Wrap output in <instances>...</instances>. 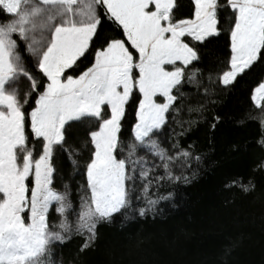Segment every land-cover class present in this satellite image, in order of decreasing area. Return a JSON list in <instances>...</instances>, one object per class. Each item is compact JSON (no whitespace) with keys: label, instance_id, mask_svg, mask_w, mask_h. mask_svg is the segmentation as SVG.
Returning a JSON list of instances; mask_svg holds the SVG:
<instances>
[{"label":"snow or ice","instance_id":"6c2138e0","mask_svg":"<svg viewBox=\"0 0 264 264\" xmlns=\"http://www.w3.org/2000/svg\"><path fill=\"white\" fill-rule=\"evenodd\" d=\"M174 6L175 0H0V264H58L56 247L74 236L82 238L81 254L92 250L99 224L120 214L127 219L129 211L141 217L155 212L158 200L175 193L153 198V187L187 184L197 174L203 155L178 142L164 148L157 133L169 112L179 110L177 101L183 104L184 85L203 87V73L192 64L201 59V42L221 31L222 7L231 9L230 56L209 82L233 85L264 63V0H193L189 19H176ZM21 45L38 72L22 58ZM133 100L135 123L125 142L121 130ZM251 100L264 110V80ZM92 118L98 127L87 133L91 148L77 207L67 185L63 192L52 186V158L57 146L70 159L77 155L64 147L66 129ZM219 120L210 125L213 131ZM188 123L180 135L195 122ZM33 139L42 143L38 158ZM141 149L146 155H138ZM72 163L80 167L79 160ZM192 165V175H184ZM231 186L247 195L256 190L252 179ZM141 199L144 206L133 208Z\"/></svg>","mask_w":264,"mask_h":264},{"label":"trees","instance_id":"16d2710c","mask_svg":"<svg viewBox=\"0 0 264 264\" xmlns=\"http://www.w3.org/2000/svg\"><path fill=\"white\" fill-rule=\"evenodd\" d=\"M193 12L192 0H175L176 19L191 18ZM230 13V8L218 10L221 31L201 42V59L192 64L203 73V87L198 90L196 85L186 83L181 89L185 94L183 104L177 101L179 110L169 112L166 125L157 133L164 148L170 149L178 142L182 148L192 145L194 154L203 155L197 174L187 184L181 180L153 187V198L157 193H175L172 199L158 200L155 212L141 217L129 211L127 219L120 214L112 223L99 224L94 249L81 254L79 236L56 247L58 264L61 260L63 264H264V169L259 167L264 164V145L260 143L264 137V110L251 100L253 88L264 77V63L257 62L251 72L227 87L208 80L210 74L215 79L230 56ZM20 51L33 67L23 45ZM33 70L38 72L34 67ZM204 87L208 88L207 95ZM135 104L134 100L129 102L128 123L121 130V140L125 142L135 123ZM199 105L204 106L202 111L195 110ZM217 116L220 120L213 131L210 125ZM189 121L195 123L180 135L189 128ZM95 127L98 124L92 118L70 122L66 129L64 147L70 146L78 153L72 159L80 161L79 168L59 146L52 158L56 169L52 186L63 192L67 185L69 200L77 207L81 186L86 183L82 170L91 148L87 133ZM85 140H89L88 149L83 147ZM32 144L37 156L42 143L33 139ZM138 155H146L145 150H139ZM147 159L151 161L153 157L147 155ZM194 168L192 165L184 175L191 176ZM174 170L180 174L178 165ZM236 179H252L256 190L250 195L241 193L231 186ZM143 206L142 199L133 201V208ZM55 217L53 204L50 218L54 221ZM233 242L236 246L225 256L224 249Z\"/></svg>","mask_w":264,"mask_h":264},{"label":"rangeland","instance_id":"374dc122","mask_svg":"<svg viewBox=\"0 0 264 264\" xmlns=\"http://www.w3.org/2000/svg\"><path fill=\"white\" fill-rule=\"evenodd\" d=\"M192 2H193V0H192ZM188 19H189V18H188ZM25 50H26V48H25ZM26 52H27V51H26ZM27 53H28V52H27ZM28 54H29V53H28ZM29 55H30V54H29ZM22 58H23V57H22ZM23 59H24V58H23ZM262 80H264V77L262 78ZM20 87H21V88H24L25 86H23V85L21 84ZM255 87H256V86H255ZM255 87H254V88H255ZM254 88H253V89H254ZM161 102H162V100H161ZM252 102H253V101H252ZM253 104H254V102H253ZM254 105H255V104H254ZM255 106H256V105H255ZM30 146H31V145H30ZM40 148H41V150H40L39 154H40L41 151H42V144H41V147H40ZM39 154L36 156L37 158L39 157Z\"/></svg>","mask_w":264,"mask_h":264}]
</instances>
